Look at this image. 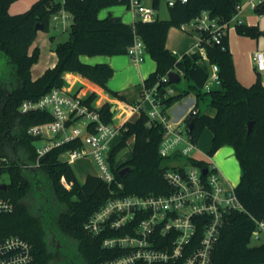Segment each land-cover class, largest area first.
I'll return each instance as SVG.
<instances>
[{"label":"trees","instance_id":"1","mask_svg":"<svg viewBox=\"0 0 264 264\" xmlns=\"http://www.w3.org/2000/svg\"><path fill=\"white\" fill-rule=\"evenodd\" d=\"M16 1L0 0V55L11 68L9 79L0 78V177L9 178L8 183H0L7 185L6 190L0 189V199H9L15 206L12 213L0 214V241L11 236L27 240L33 246L35 264H96L114 259L120 253L103 248L102 243L107 236L120 232L94 237L86 230L89 219L113 197L170 192L164 179L170 159L162 158L159 153L165 130L160 123H150L145 109L137 120L124 124L122 138L112 149L110 163L116 177L113 185L94 175H88L81 183L72 165L63 159L67 152L82 146L81 139L53 148L38 158L40 138L29 135L28 128L50 122L52 117L47 112L20 111L23 101H35L53 88H65L66 73H76L126 102L107 87L114 75L113 68L108 64H85L81 56L127 55L138 37L145 52L157 64L155 72L144 81L145 89L156 87L164 108H171L193 92L197 98L196 114L188 119L193 123L189 130L192 140L198 144L203 131L209 129L212 134L209 156L230 146L241 168L235 193L243 210L226 215L212 264H264V241L252 245L254 231L264 223V84L259 76L251 86L239 81L229 35L223 38L221 46L206 45L208 61L202 60L198 53L178 57L167 48L172 26L180 27L203 11H209L221 22L230 21L243 0H187L186 3L178 0L168 7L167 20L132 24L111 22V12L106 18H99L102 10L128 5L130 0H63L62 3L37 0L27 11L11 15L10 7ZM160 2L153 0V7L158 9ZM61 11L72 18L69 40L57 45L56 64L34 80L32 67L39 59L40 49H30L38 36L36 27L48 30L52 17ZM254 13L264 15V4ZM236 32L256 40L264 36L258 26L245 23L238 25ZM212 64L219 67L220 85L205 91ZM169 71L182 72L180 82L185 80L187 89L163 81ZM168 88L174 89L175 94H168ZM205 97L215 110L214 115L200 110L199 101ZM86 98L93 106L97 93L92 92ZM99 113L104 123L113 124L112 104L104 103ZM129 140H133L131 158L118 166V154L128 146ZM196 165L208 163L201 161ZM124 168L130 170L121 177ZM62 178L71 184L70 189L61 183Z\"/></svg>","mask_w":264,"mask_h":264},{"label":"built area","instance_id":"2","mask_svg":"<svg viewBox=\"0 0 264 264\" xmlns=\"http://www.w3.org/2000/svg\"><path fill=\"white\" fill-rule=\"evenodd\" d=\"M161 1L169 7L178 0ZM262 4L264 0H243L237 6V14L226 22L211 16L209 11H203L196 18L183 23L180 29L199 35L197 46L189 54L198 53L202 60L208 61L206 45L221 46L231 28L236 29L238 25L244 24L239 19L240 14L245 10L254 12ZM126 7L132 23L158 20V9L146 5L143 0H130ZM69 18L70 15L65 11L52 17L54 21H60L64 29ZM203 34H207V37ZM144 52L142 41L136 37L127 55L135 63H140L144 60ZM254 62L256 68L264 72V51L254 54ZM171 72L175 71H169L163 81L169 82L168 75ZM178 75L181 78L183 73ZM219 85V67L212 64L205 90L210 91ZM168 94H175V90L168 88ZM147 104L149 109H146ZM120 107L124 114L129 113L130 116L140 114L145 109L150 123L163 125L165 131L160 156L170 161L181 160L182 163L168 165L164 172V179L170 187L168 194L116 196L89 219L86 230L94 237L120 232L107 236L102 243L103 248L117 251L119 256L96 264H212L213 250L226 215L243 208L235 188L225 186L217 167L209 162L206 166L196 165L203 160L191 155L197 150L198 144L189 135L188 119L196 114V107L193 106L182 121L174 122L169 113L170 108H164L158 98L156 87L144 89L137 103L126 106L120 103ZM20 111L24 114L47 112L52 117L50 122L28 128L29 135L40 138L38 158L53 148L81 139L82 146L67 152L65 161L71 165L77 160L90 158L97 165V176L109 185L116 184L110 163L112 142L121 135L125 123H104L94 104H88L84 95L67 88H53L38 100H25ZM183 123L185 128L182 127ZM204 169H207L206 174H203ZM61 183L67 189L71 188L65 178L61 179ZM117 185L122 188L121 184ZM14 208L9 199H0V214L12 213ZM263 228L264 223H260L253 233V239H259ZM0 264H35L32 244L19 236L1 240Z\"/></svg>","mask_w":264,"mask_h":264},{"label":"rangeland","instance_id":"3","mask_svg":"<svg viewBox=\"0 0 264 264\" xmlns=\"http://www.w3.org/2000/svg\"><path fill=\"white\" fill-rule=\"evenodd\" d=\"M37 0H18L14 3L9 13L11 15L21 14L27 11L33 3ZM58 3H62L63 0H56ZM146 5H152L153 0H143ZM115 17H120L124 23H131V15L126 7V5H117L111 7L109 9L102 10L99 14L100 19L106 18L109 13ZM158 19L159 20H167L169 18L168 7L165 2L161 1L158 8ZM248 17L246 19L247 25L253 23V25H259V28L264 31V15H257L251 10H247ZM245 15V16H246ZM72 23V18L67 21L66 29H64L60 25V21L50 20L49 29L48 30H40L38 32V36L36 41L34 42L33 48L37 47L40 49V56L38 61L32 67V75L33 77L38 76L41 72L49 67H51L57 61V55L55 49L58 44L67 42L69 40L70 34V25ZM229 42L230 47L233 53V60L236 75L239 80L245 86H251L256 82L258 76L264 84V72H260L254 62V54L257 51H264V36H261L258 40L252 39L246 36L239 35L236 32L235 28H231L229 31ZM169 38L173 44V46L178 47L179 45L189 46L191 45L192 50L197 46L199 42L198 34H190L188 32L183 31L178 26H172L169 31ZM172 52V51H171ZM178 56V55H176ZM183 56V55H182ZM89 57V56H87ZM144 58L153 59L149 54L144 52ZM181 57V56H178ZM103 64V63H101ZM11 75V68L8 64L7 60L0 55V78L9 79ZM180 89H187V82L185 80H181V82L176 83ZM206 91V90H205ZM195 94L191 92L188 96H192ZM187 96V97H188ZM196 98V96H195ZM208 97L200 100L199 108L203 113L213 115L215 113L214 109L208 105ZM185 99L179 101L178 105L183 104ZM197 102V98H196ZM146 109H149L147 106ZM139 117V113H135L132 121L137 120ZM115 120L119 122V119L115 117ZM182 127L185 128V123L182 124ZM211 132L209 129H205L201 135V138L198 142L197 150L193 151L191 155L197 159L216 164L219 173L222 176L223 182L227 188H232L233 186H237V180L239 178L240 167L238 160H229L228 151L231 150L230 146H224L220 148L213 156H209L208 152L211 148ZM121 140V135L115 139L114 144L118 143ZM133 140H129L128 146L118 154L117 157V165L123 166L126 164L131 158V149H132ZM213 158V161L211 160ZM65 160L66 158L63 157ZM182 161H169L168 165H179ZM72 168L78 178V180L82 183L88 175L97 176L98 168L97 165L90 158L77 160L75 163L71 164ZM225 177L229 180V182L233 185H230L225 182ZM9 178L7 175H3L0 177V183H8ZM254 241V240H253ZM256 242V241H255ZM252 242V243H255ZM72 255V253L70 254Z\"/></svg>","mask_w":264,"mask_h":264},{"label":"crops","instance_id":"4","mask_svg":"<svg viewBox=\"0 0 264 264\" xmlns=\"http://www.w3.org/2000/svg\"><path fill=\"white\" fill-rule=\"evenodd\" d=\"M246 14H247V10L243 11V13H241L239 16V19H242L245 24H247L246 19L248 17V15H246ZM130 20L132 23V18ZM131 23H129V24H131ZM248 25L259 27L258 24L253 25V23L248 24ZM33 46H34V44H33ZM167 48L170 51H172L175 55H178V56H182L184 54H187L192 50L191 45H189V46L179 45L178 47L173 46V44L169 38V34H168V38H167ZM31 49H30V51H31ZM230 49H231V47H230ZM231 52H232V50H231ZM232 55H233V53H232ZM81 61L85 64H90V65L101 64V63L110 65L114 70V75L108 81L107 87L109 90H111L113 92H117L118 94L123 96L126 99V102H122V101L112 97L109 93L104 92L98 86H96L95 84L91 83L90 81L82 78L81 76H79L76 73H66L64 75V77L66 79L65 88L69 89L72 92L80 93V94L84 95L85 97L89 96L92 92H96L97 93V99L94 103L95 106L99 109L106 102L112 104V111L115 113L114 117H113V123H115V124L121 125V124L126 123L128 121H132L131 119L133 118L134 115L130 116L129 113L124 114V111L120 109L121 108L120 103H122L125 106L126 105H132V104L137 103L141 99L142 92L145 89L144 81L149 77L150 74L155 72V70L157 68L156 62L154 60L152 61L151 59L147 60L146 58H144V60L142 62L135 63L134 61H132L130 59V57L128 55H119V56L99 55V56H94V57L81 56ZM55 64L56 63H54L49 68H52ZM47 69L43 70L41 72V74H39L36 77H33V75H32V78L34 80L38 79L40 76L43 75V73ZM237 78H238V76H237ZM184 99H185V101L183 104L178 105V103H179L178 102V103L174 104L169 110L171 119L174 122L182 121L184 119V117L187 115V113L190 111V109L193 106H196L197 102H196V98L194 95L188 96ZM145 106L149 107V104H147ZM115 117L117 119H119V122H118V120L116 122ZM211 136H212V134H211ZM121 138H122V135H121ZM211 140H212V137H211ZM114 141L115 140H113V142H112L113 147L116 145V143L114 144ZM228 154H229V158H228L229 160H231V161L234 159L236 160L235 152H234V149L232 147H231V150L228 151ZM211 160L213 161V158H211ZM214 165H216V164H214ZM239 167H240V165H239ZM240 171H241V168H240ZM240 179H241V172L239 173V178L237 180V186L240 182ZM225 182L232 185L226 177H225ZM236 187L233 186L232 188H236ZM253 240H252V242H255V241L256 242L252 243V245H259L262 241H264V228L260 232L259 239L258 240L253 239Z\"/></svg>","mask_w":264,"mask_h":264},{"label":"water","instance_id":"5","mask_svg":"<svg viewBox=\"0 0 264 264\" xmlns=\"http://www.w3.org/2000/svg\"><path fill=\"white\" fill-rule=\"evenodd\" d=\"M111 22H120L122 21V19L120 17H115L113 16L111 19H110ZM41 30V27L39 25H37L36 27V31H40ZM168 79H169V84H176L178 82H180V76L175 73V72H171L169 75H168ZM193 127V123H189L188 125V128L189 130ZM252 130V123L249 124V132H251ZM85 138V137H84ZM83 138V140H84ZM130 169L129 168H124L120 171V175L121 177H124L125 174L129 171ZM207 173V169H204L203 170V174H206ZM0 189L2 190H6L7 189V185L6 184H1L0 185Z\"/></svg>","mask_w":264,"mask_h":264}]
</instances>
